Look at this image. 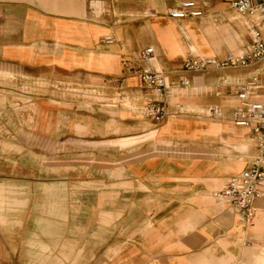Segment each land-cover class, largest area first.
<instances>
[{
  "label": "crops",
  "instance_id": "obj_1",
  "mask_svg": "<svg viewBox=\"0 0 264 264\" xmlns=\"http://www.w3.org/2000/svg\"><path fill=\"white\" fill-rule=\"evenodd\" d=\"M133 8L134 0H0V74L11 76V88L40 81L117 99L93 110L70 94L51 98L55 91L36 100L26 132L34 137L29 168L11 156L0 169V264H264V197L244 227L209 195L249 162L252 140L229 114L238 105L235 87L255 66L175 71L186 55L215 58L223 48L240 55L245 24L226 12L220 26L201 18L118 25L117 16ZM147 47L167 85L157 125L142 115L154 97L135 73ZM228 87L233 95L222 96ZM122 100L137 107L123 111ZM208 106L219 107L222 118L201 115ZM20 128L8 139L0 129V152L6 140L11 151L23 149ZM257 190L264 196V182ZM6 216L14 221L10 251Z\"/></svg>",
  "mask_w": 264,
  "mask_h": 264
},
{
  "label": "built area",
  "instance_id": "obj_2",
  "mask_svg": "<svg viewBox=\"0 0 264 264\" xmlns=\"http://www.w3.org/2000/svg\"><path fill=\"white\" fill-rule=\"evenodd\" d=\"M164 1L171 4L165 13L168 19L185 20L201 18L208 0ZM216 1L227 5L244 20L248 43L240 55L227 53L220 59H201L190 55L180 66L187 73L202 72L209 67L236 69L255 66L254 73L235 87L234 97L238 105L229 114L234 128L248 132L255 155L238 174L229 177L220 189L212 193L217 204L231 209L240 223L248 227L254 220L253 201L263 197L257 187L264 182V0ZM153 56L152 47L144 48L138 55V61L142 65L135 69V73L142 89L154 97L143 107L142 115L153 125H157L166 115L162 99L167 85L164 74L151 66ZM181 85L186 88L188 84L182 81ZM200 114L207 119L222 118V112L217 106H208Z\"/></svg>",
  "mask_w": 264,
  "mask_h": 264
},
{
  "label": "rangeland",
  "instance_id": "obj_3",
  "mask_svg": "<svg viewBox=\"0 0 264 264\" xmlns=\"http://www.w3.org/2000/svg\"><path fill=\"white\" fill-rule=\"evenodd\" d=\"M158 3H162L163 6L159 5ZM219 4V8L220 9H216L214 10L213 8ZM171 4L165 2L164 0H134V8L129 11V12H125L122 15H118L116 18L117 24L121 25V26H131L133 28H137L143 24H145L148 21H151L153 19H158L161 21H164L167 19L166 17V11L170 8ZM222 8V9H221ZM121 10V9H120ZM124 10V8H123ZM226 12H230V13H235L234 11H232L227 5L221 4L216 0H208L207 1V8L204 9L203 15L201 17L200 20H203L204 22H209L211 25L213 26H220L225 24L227 21V16H226ZM236 14V13H235ZM238 21H241L244 23V20L238 16H235ZM245 27V25H244ZM243 27V28H244ZM235 29V27H233ZM241 39L243 41V46L246 45V43H248V38L246 35V31L245 28L243 29V34L241 36ZM263 39H264V33H263ZM145 46V44L143 45V47ZM141 50V48H140ZM139 50V51H140ZM241 50L243 52V48L241 47ZM230 53L227 50H225L224 48L222 49V53L220 56H216L215 58H222L224 57L225 54ZM232 54V53H231ZM187 57V55L183 58L185 59ZM178 65V67L175 69V71H181L179 66H180V60L177 61L176 63ZM155 65L157 67L155 68H161V64L155 63ZM210 70H217V68L214 67H209L206 70L199 72V73H191V74H203L206 73L207 71ZM219 70V69H218ZM228 70H233L232 68H228L225 69V71ZM24 79V78H23ZM11 76L9 75H3L0 74V84H4L5 85V89H0V129L2 130V133L6 132L4 138L8 139V135L10 133H12V131L15 129V126L17 127V123L20 122V136L19 138L21 139L23 145H21V147H23L22 150H16L11 151L12 147L8 144L9 140H6V146L4 147V153L0 152V156H3L2 158L7 159L6 162H2L0 161V169L1 167H3L5 169V165H9V161H11L10 157L13 156V161L20 159L19 163L22 165L21 169H28L29 168V160H30V155L31 153L29 152L28 148H29V143H30V138L31 140L34 139V137H31L30 135H28V131H29V127H30V120H29V114H31L32 112H34L35 110V103L36 100L41 99V98H47L49 96H47L51 91H55L56 93L58 92V94H55L54 99L57 100H63L65 99V97H68L67 94H70L72 96L73 99H75V103L80 102L83 103L86 109L88 110H93L94 106H98L100 105H115L114 103L117 102L116 97L113 98L114 100L112 102H107V99L111 98L107 95H104L103 93H99L98 91H92L91 89H88V92H84V91H79V89L77 90H67L66 88H47L46 84L40 81H25V80H21V85L16 86V88H11ZM170 86V85H169ZM174 86L176 87V84L171 86V89H175ZM67 91H69V93H67ZM70 92H74L76 94H72ZM61 93H63V96L61 97ZM93 95V96H89V95ZM225 95H233L232 93V89L230 87L224 89V91L222 92V96ZM50 98V97H49ZM112 99V98H111ZM215 99V98H214ZM113 103V104H112ZM173 103H178V102H173ZM121 105H123L121 109L123 111H125V109L128 107L129 109L133 110L135 109V107L137 106H133L130 105L128 101L126 100H122ZM179 104V103H178ZM183 109L185 110V107L182 105ZM205 108H203L204 110ZM171 115L173 113H170ZM17 115H19L21 117V119L18 121L15 120V118H17ZM177 115V114H176ZM175 115V116H176ZM178 116H182V115H178ZM184 117H192L195 118V115L192 114H186L184 115ZM197 117L204 119L203 117H200L197 115ZM209 121V120H207ZM214 122V121H213ZM15 131V130H14ZM155 130H151V132H153ZM157 131V130H156ZM27 132V133H26ZM247 138H249L248 135H246ZM250 139V138H249ZM42 139H37V144H38V149L39 150H45L47 148V144L42 142ZM136 142H127L126 144H123V146L125 145H130V144H134ZM49 149L52 150V148L50 146H48ZM60 146H57V148ZM27 148V150H26ZM55 148V150H60L62 149V146L60 148ZM249 153L246 155V162L249 161L254 155H255V149L253 148V143L251 141H249ZM50 150V151H51ZM59 154H61L62 152L58 151ZM57 152V153H58ZM39 155L44 154L43 152H39ZM55 154V153H54ZM12 158V157H11ZM41 158H39L40 161ZM56 163V162H55ZM8 167V166H7ZM55 167V166H54ZM57 168V167H55ZM8 168H6L7 171V175L11 174V172H8ZM25 174H29L24 173ZM223 185V184H222ZM222 185L214 190H211L209 192V195H212V193L214 191H217L218 189H220L222 187ZM187 202V201H186ZM216 203V202H215ZM12 218V220H11ZM13 216H6L5 217V226H6V244H7V251H10L11 249H13V231H12V227H13ZM247 245V244H246ZM264 245V244H263ZM44 262H40L39 264H42ZM6 264H12L11 260L7 261Z\"/></svg>",
  "mask_w": 264,
  "mask_h": 264
},
{
  "label": "bare ground",
  "instance_id": "obj_4",
  "mask_svg": "<svg viewBox=\"0 0 264 264\" xmlns=\"http://www.w3.org/2000/svg\"><path fill=\"white\" fill-rule=\"evenodd\" d=\"M236 15V14H235ZM238 16V15H237ZM239 17V16H238ZM201 59H214V58H201ZM264 197V196H263ZM262 197V198H263ZM262 198H256L254 201H253V207H254V209H255V211H256V203L260 200V199H262ZM256 202V203H255ZM219 205V204H218ZM220 206H223V205H220ZM1 212V211H0ZM253 225V224H252ZM251 225V226H252Z\"/></svg>",
  "mask_w": 264,
  "mask_h": 264
}]
</instances>
